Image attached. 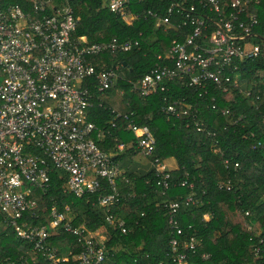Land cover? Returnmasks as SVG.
Listing matches in <instances>:
<instances>
[{
  "label": "built area",
  "instance_id": "built-area-1",
  "mask_svg": "<svg viewBox=\"0 0 264 264\" xmlns=\"http://www.w3.org/2000/svg\"><path fill=\"white\" fill-rule=\"evenodd\" d=\"M22 1L24 4L0 0V216L17 240L32 245L19 264H111L106 248L109 236L74 226L65 216L71 211L69 207L60 211L54 204L43 227L33 226L36 216L30 214L39 207L37 193H47L54 169L68 176L65 193L83 198L102 191L104 181L110 192L100 197L99 205L107 208L118 202V180L123 171L113 155L99 146L105 134L90 121L95 106L91 88L106 93L120 79L118 68L100 69L98 58L129 53L140 43L111 40L91 44L85 37L76 38L81 17L76 14L73 0ZM143 1L107 0L105 7L132 25L140 16L131 6ZM262 2L161 0L156 10L144 12L143 17L151 19L157 30L174 32L176 37L158 56L164 65H157L137 82L140 96L165 92L176 81L196 88L202 98L211 96L215 89L229 93L228 85L240 79L235 62L264 60V42L259 44L255 33L260 19L251 11ZM212 103L213 110H219L216 96ZM192 110L191 104L184 102L163 109L166 115L176 118L191 115ZM220 111L225 116L230 113L226 108ZM113 113L128 122L136 150L145 158L152 157L157 141L150 127L138 125L133 114ZM194 127L197 132L205 129L196 120ZM125 147L119 145V152ZM151 164L159 177L158 186L166 195L170 170L159 158ZM191 190L182 203L163 205L172 237L165 259L156 264H199L195 256L202 244L194 237L185 239L177 219L181 206L189 208L197 203L193 186ZM204 219L208 221L209 215ZM106 222L114 228L124 226L114 217ZM244 226L254 232L250 223ZM254 233L258 244L252 246L250 255L255 261L263 258L264 239ZM63 234L75 237L78 253L73 246L64 250L49 243ZM210 259V254L202 255L204 262ZM0 264L18 263L5 261L0 246Z\"/></svg>",
  "mask_w": 264,
  "mask_h": 264
},
{
  "label": "trees",
  "instance_id": "trees-1",
  "mask_svg": "<svg viewBox=\"0 0 264 264\" xmlns=\"http://www.w3.org/2000/svg\"><path fill=\"white\" fill-rule=\"evenodd\" d=\"M106 1L73 0L76 14L81 17L74 36L85 37L91 44L111 40L140 43L129 53L98 58L100 69L118 68L120 79L106 93L91 88L95 106L90 121L105 134L99 146L113 155L123 171L118 180L119 199L111 207L99 205L100 197L110 192L104 181V189L98 193L83 198L69 195L65 193L67 174L54 169L47 193L36 195L39 207L30 214L36 216L32 225L46 226L54 204L60 211L69 207L77 212L74 226H84L92 232L105 230L111 264H156L165 259L172 237L163 205L182 203L193 186L197 203L189 208L181 206L177 219L184 238L194 237L202 244L195 256L198 263L245 264L248 259L250 264L264 263V255L255 261L250 255L252 246L258 244L254 232L264 239V60L235 62L240 79L238 85H228L229 93L215 89L211 96L202 98L196 88L176 81L165 92L143 98L136 88L137 82L157 65H164L158 56L164 54V47L170 45L176 33L157 30L151 19L143 17L144 12L156 10L161 0L133 3L132 10L140 18L132 25L110 13ZM8 3L24 4L22 0ZM251 11L259 16L260 26L255 33L257 42L262 44L264 0L260 6L251 7ZM213 96L219 105L216 111L212 108ZM175 102L191 104V115L179 118L166 115L163 109ZM224 108L230 110L226 116L220 111ZM114 110L123 116L133 114L138 125L150 127L157 141L152 157L145 158L136 150L135 136L127 130L128 122L123 117L117 118ZM195 120L204 125L202 132L195 129ZM121 144L126 146L123 152L118 149ZM156 158L164 163L175 160L177 165L169 169L170 189L166 195L158 186L159 177L151 164ZM205 215H209L208 221ZM108 217L123 222V228L107 224ZM241 217L255 228L253 233L245 229V224L235 223ZM49 243L58 249L73 246L75 253L80 251L75 237L69 234ZM0 246L4 260L18 264L32 249V245L15 238L1 216ZM145 253L149 258L142 257ZM203 254H210V261L204 262Z\"/></svg>",
  "mask_w": 264,
  "mask_h": 264
},
{
  "label": "rangeland",
  "instance_id": "rangeland-1",
  "mask_svg": "<svg viewBox=\"0 0 264 264\" xmlns=\"http://www.w3.org/2000/svg\"><path fill=\"white\" fill-rule=\"evenodd\" d=\"M120 75V74H119ZM65 216H66V218H67V220L69 221V222H74L75 221V219H76V217H77V212H74L73 210H71V211H69V212H66L65 213ZM235 223H241V224H245L246 223V221H245V219L244 218H237V219H235ZM255 229V228H254ZM101 231H103V230H101ZM104 232V231H103Z\"/></svg>",
  "mask_w": 264,
  "mask_h": 264
},
{
  "label": "crops",
  "instance_id": "crops-1",
  "mask_svg": "<svg viewBox=\"0 0 264 264\" xmlns=\"http://www.w3.org/2000/svg\"><path fill=\"white\" fill-rule=\"evenodd\" d=\"M139 158L140 159H144V157L143 156H139ZM165 164L168 166V168L171 170V169H175L176 168V162H175V160H169V161H167V162H165ZM104 231V232H103ZM103 231H99V234H101L102 236H105V235H107L106 234V232H105V230H103Z\"/></svg>",
  "mask_w": 264,
  "mask_h": 264
}]
</instances>
